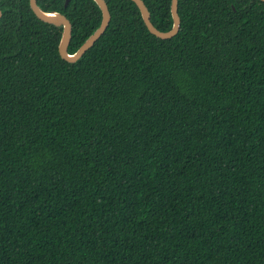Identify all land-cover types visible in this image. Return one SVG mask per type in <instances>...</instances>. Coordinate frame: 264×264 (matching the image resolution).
<instances>
[{"label":"trees","instance_id":"16d2710c","mask_svg":"<svg viewBox=\"0 0 264 264\" xmlns=\"http://www.w3.org/2000/svg\"><path fill=\"white\" fill-rule=\"evenodd\" d=\"M105 1L0 0V264H264V2Z\"/></svg>","mask_w":264,"mask_h":264},{"label":"water","instance_id":"95a60500","mask_svg":"<svg viewBox=\"0 0 264 264\" xmlns=\"http://www.w3.org/2000/svg\"><path fill=\"white\" fill-rule=\"evenodd\" d=\"M102 13V19L97 25L94 33L82 44V46L73 54L69 53V46L72 40V24L70 20L58 12H45L42 10L37 0H29L30 7L36 17L48 24L56 27H62V37L59 43V54L61 58L69 63L77 62L94 44L102 37L111 22V12L105 0H94ZM264 2V0H260ZM70 0H66L65 6L69 4ZM135 11L141 14V17L149 30L155 37L168 40L176 36L181 27V19L179 16L178 5L179 0H171V15L173 19V27L169 31L158 30L151 22V12L143 0H125ZM2 18V11L0 9V20Z\"/></svg>","mask_w":264,"mask_h":264}]
</instances>
